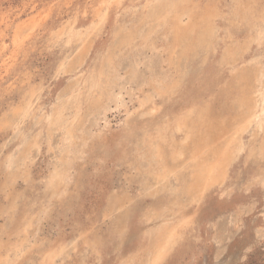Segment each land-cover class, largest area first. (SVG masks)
<instances>
[{
    "label": "rangeland",
    "instance_id": "1",
    "mask_svg": "<svg viewBox=\"0 0 264 264\" xmlns=\"http://www.w3.org/2000/svg\"><path fill=\"white\" fill-rule=\"evenodd\" d=\"M105 1L0 0V243L3 259L9 251L13 264H41L52 245L64 246L53 264H118L147 243L143 230L155 229L153 210L178 211L173 194L188 170L179 180L158 182L144 138L195 97L215 115H236L245 83L255 76L251 59L264 53L251 43L237 66L223 62L227 46L250 42L243 8L256 0H192L196 16L217 15L218 35L180 60V52L171 54L172 20L144 21L157 0H111L100 22L96 13ZM258 2L264 17V0ZM136 29L130 42L119 40L121 30ZM57 109L59 130L49 124ZM255 129L242 134L245 148L222 184L197 203L180 200L189 224L162 264H264V132ZM34 141L38 146L27 152ZM252 143L256 150L248 156ZM57 172L61 181L52 179ZM120 196L130 199L123 209L113 206Z\"/></svg>",
    "mask_w": 264,
    "mask_h": 264
},
{
    "label": "bare ground",
    "instance_id": "2",
    "mask_svg": "<svg viewBox=\"0 0 264 264\" xmlns=\"http://www.w3.org/2000/svg\"><path fill=\"white\" fill-rule=\"evenodd\" d=\"M110 1L111 0L105 1L106 4L104 3L105 4L104 8H101L102 7L101 6V7H99V10L97 11V13L95 12L96 17L99 18L100 22L102 20H104V14L103 13L105 10L108 9V7L110 5ZM116 1H117L116 2L117 4H119L121 2V0H116ZM157 1L158 2H155V3L151 4L150 6H148L149 11L145 14L144 21L145 22H149V21L150 22H157L160 24V22L165 21L164 19H166L167 17H169L172 20L171 29H172V33H173L174 37H173V45H172L173 51L171 54L173 57L178 56V52H180L181 53L179 56V60H180L181 55H187L188 53H192V51L197 50V49L205 50L209 47V44L211 43L212 40L217 39V35H218L217 30L218 29H217V27L215 25V21H214V19L217 15H215L214 12L206 11L205 13L196 16V13L194 11V7H193L192 2H191L192 0H157ZM249 6L250 5H247L246 7L243 8V10L245 12V16H243L242 18H243V20H245V19L251 20V23H249L251 25L250 31H249L250 34H248L249 35L248 38H249L250 42L246 43V45H245L244 42H240V41L234 42L233 41L234 43L231 44L230 46H227L225 49V52H224L223 62L227 61V63L229 65H233V67H235V65L237 66V64L239 63V60L242 59L244 53L248 50L251 43H255L257 47L264 48V17L262 16V14H263L262 13V6L259 5L258 0L252 2L251 6L250 7ZM148 7H145V9L147 10ZM248 13H249V17L247 15ZM252 17H254V18L251 19ZM185 18L187 21H185ZM162 23H163V25L165 24L164 22H162ZM160 25H162V24H160ZM64 28H65V26H64ZM63 31H65V30H63ZM136 31H139V30L136 29L135 31H131L129 34H127L126 32L122 33V30H121L119 32L121 34V35L119 34L121 36L119 40H121L122 43L130 42L134 32H136ZM62 35H63V33H62ZM60 37L61 36L59 35V40H60ZM66 37L68 38V36H66ZM66 40H65V42H66ZM56 42H58V41H56ZM68 44H69V42L67 43V45ZM64 57H66V56H64ZM157 58H158V56H157ZM170 60H171V58H170ZM107 61L110 62L111 58L109 57ZM168 61H169V59H168ZM169 62H171V61H169ZM169 62H166V63H169ZM174 63H173V66H174ZM142 64H143V62H142ZM147 64H149V63H147ZM159 64H161V63H159ZM251 64L256 67L255 76L253 79H251L252 81L250 80L251 83H250V81H248L249 83L248 82L245 83V87L243 88L244 91H242V94H241L242 98L240 101V105H239V109L237 111V114L234 115L233 117H231L230 119H226L224 116H222L220 114L215 115V114L211 113V110H210V107L208 106V104L205 102H204V104H201V101L198 100V97H195L192 99L193 100L192 102H190L186 105V108L182 112L175 114L174 117L170 118L167 122H165L163 125L160 126L159 130H162V131H158V132L156 131L153 134H149L147 132L149 135H147L146 138H144L145 139V145L149 149V152H148L149 153L148 154L149 160H151L152 162L155 163V166H156L155 167V172H156L155 175L157 176L158 182L164 181L166 179L168 180V177L170 178V176H173V175L176 177V179L179 180V177H180V175L184 169H186V171L188 170V176L186 178H184L182 181H180V188L181 189L180 188H179V190L176 189L177 193L173 194V199H174L173 201L174 202H172V200H171V202H172L171 206H174V205H175L174 207L178 206V211L175 212L173 209V211H171V213L168 212V214H166V210L164 211L162 208H158V207L155 208L153 210V215H154L153 220L156 221V224L154 225L155 229L143 230V232L145 233L144 235H147V237H148L147 243L140 245L138 248H136L132 253H130L128 255H121L120 256L121 260L118 264H162L165 261L166 257L171 252V250L175 247V245L183 237V235L185 234V229L187 228V225L189 224V222L183 221L185 219V215H183V213H182L183 207H181V204H180L181 201L180 200H188L187 202H189V203H190V201H191V203H197L204 197L205 192H207L213 185L222 184L224 182V180L226 179V176H228L227 173H228L229 166L232 164L235 157L238 154H240L245 148V146L242 142V139H241L242 134L245 133L246 131H248V129L251 128V126H255V128H257V130L256 129L255 130L258 133H260L262 131L264 132V53H261L259 56L255 55L251 59ZM135 68L136 69H134V71L138 70L137 67H135ZM152 68H154V67H152ZM160 68H163V67H160ZM149 69H150V71H153V72L155 71V69H152V70H151V68H149ZM149 69H147V70H149ZM63 70H65V69H63ZM101 72L102 71H100V73ZM156 72H154V73H156ZM165 74L167 75V72ZM165 74L163 72L164 76H165ZM159 75H161V74L159 73ZM154 76L155 77L157 76L156 78H159L158 75H154ZM131 77H132V75H131ZM156 78H154V80H156ZM244 78H245V76H244ZM133 79H135V78H133ZM161 79H163V78L161 77ZM131 82H133V80ZM165 83H163V84H165ZM74 101H72V102H74ZM75 103H76V101H75ZM61 105H63V104H61ZM62 112H63L62 109H57L53 115L52 121L51 122L49 121V124L53 125V126H57V129L62 123L61 122ZM16 115H21V113H17ZM26 117H28V116H26ZM72 127H71V130H68V132L72 131ZM63 132L64 131H62V133ZM83 132H85V131H83ZM86 132H88V131H86ZM90 132H91V130H90ZM63 134L66 135L65 133H63ZM72 134L75 135V133H72ZM69 136H70V134H69ZM82 136H80V138ZM91 137L92 136H90V138ZM72 138H71V140H72ZM75 139H77V138H75ZM256 139H257V136L255 137L254 142H256ZM66 140L69 141L68 139H66ZM63 141H65V140H63ZM84 141L85 140H83V142ZM86 142H88V141H86ZM64 143H67V142H64ZM254 144L255 143H252L251 147L249 146L248 150L250 152H248L249 153L248 156H251L255 152L256 148H255ZM34 146H38L37 141L31 142V144H29L28 149L26 151L29 152L30 149ZM69 146H70V144H69ZM79 147H81V145ZM139 148H140V146H139ZM77 149H79V148H77ZM142 149H144V148H142ZM260 152H261V157L264 159V136H263L262 141H261ZM60 153L62 154V152H60ZM32 155H33V153H32ZM19 157H20V155H19ZM24 160H26V159H24ZM144 165L146 166L147 164H144ZM8 166H10V164ZM146 167H148V166H146ZM69 172H71V171H69ZM27 174H28V172H27ZM61 177H62V174L60 172H57L56 174H54L52 179L61 181L62 180ZM14 178H15V176H14ZM261 182H263V184H264V172L262 174ZM52 184H53V182H52ZM120 197L121 198L116 199V201H115L116 203H115V205L113 204V206H116L118 209H121V208L123 209L124 207H126V204L130 201V199H128L127 196H120ZM111 214H112V212H111ZM106 215H107V213H106ZM107 216H109V215H107ZM228 222L229 223L227 225L226 231L224 232V235H226V240L229 241L230 235H231L232 229H233L232 227H234V221L231 219ZM147 225H148V223H147ZM126 228H128V227H126ZM23 230H24V232H26V229H23ZM125 230H126L125 227H123L120 230L121 233L120 232L119 233H120L121 238H122V235H123ZM126 232H128V231H126ZM130 239H132V238H130ZM128 241H129V239H128ZM220 242H222V240ZM95 243H93V244L96 247L100 244V242H95ZM19 246L20 247H18V246L16 247L18 254L21 253L24 249L23 243ZM52 246H53V248L52 249L49 248L50 250L48 249L49 250L48 252L44 253L43 255L41 254L42 255L41 264H53V260L59 254L63 253L62 250H64V249H61V248H63L64 246L63 247L60 246L61 248H55L54 245H52ZM24 247L27 248L26 246H24ZM28 248H29V246H28ZM1 249L4 250V248H1V243H0V264H13L14 262L12 261V259L8 255L9 251H6L7 256L5 257V259H3L4 254L1 252ZM94 250L96 251L95 248H94ZM172 252H173V250H172ZM97 253H96V255H98ZM61 256H62V254H61ZM16 257H17V255H16Z\"/></svg>",
    "mask_w": 264,
    "mask_h": 264
}]
</instances>
